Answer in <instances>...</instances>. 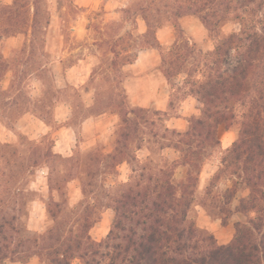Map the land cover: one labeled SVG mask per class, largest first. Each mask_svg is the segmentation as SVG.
Wrapping results in <instances>:
<instances>
[{"label": "rangeland", "instance_id": "374dc122", "mask_svg": "<svg viewBox=\"0 0 264 264\" xmlns=\"http://www.w3.org/2000/svg\"><path fill=\"white\" fill-rule=\"evenodd\" d=\"M26 4L20 20L27 16L29 26L16 37L0 40L5 69L0 72V228L14 217L16 229L5 233L12 237L8 253L1 249L5 236L0 234V264H48L28 244L19 246V239L50 232L56 236L57 230L67 233L83 211V202L97 207L91 218V238L104 240L115 220L105 196L117 195L133 176L132 169L139 175L146 163L167 164L177 181L184 179L187 169L179 164L180 153L166 147V138L174 129L185 130L187 119L200 115L202 108L191 94L186 74L171 79L163 74L162 58L177 40V31L164 16H156L164 24L160 48L140 51L145 0H42L34 37L30 28L33 0ZM179 26L182 41L191 47L189 52L193 50L187 64L192 71L198 63L196 54L212 51L215 42L192 15L182 18ZM233 29L239 31L240 26L230 24L224 30ZM50 101L55 103V120L46 125L39 111ZM126 115L133 123L121 125ZM123 131L130 133V153L136 162L107 169L88 198L78 179L68 182L63 196L54 192L52 206L58 205L61 212L53 219L48 213V179H58L70 168L58 155L67 159L93 150L113 153ZM219 138L221 147L202 169L200 192L217 172L225 150L237 140L238 126L221 125ZM229 186L231 182L223 178L218 192ZM247 194L240 191L237 200ZM215 214L199 205L193 212L198 228L210 233L217 244H229L236 224L247 219L235 214L224 224ZM71 264H82V260L75 258Z\"/></svg>", "mask_w": 264, "mask_h": 264}, {"label": "trees", "instance_id": "16d2710c", "mask_svg": "<svg viewBox=\"0 0 264 264\" xmlns=\"http://www.w3.org/2000/svg\"><path fill=\"white\" fill-rule=\"evenodd\" d=\"M26 1L0 3V40L16 37L29 26L27 16L20 20ZM41 1L33 0V37ZM141 11L148 29L141 48H160L156 32L164 24L156 16H164L176 29L177 40L162 58L163 74L167 79L186 74L191 94L202 106L200 115L187 119L185 130L174 129L166 138V147L180 153L179 164L187 169L186 177L177 181L167 164L146 163L139 175L132 169L133 176L119 193L105 196L115 220L101 242L89 234L97 207L83 202V211L67 233L57 230L56 236L50 232L49 236L19 239L18 245L28 244L48 264H71L75 258L82 264H264V0H145ZM189 15L201 22L215 42L212 51L196 54L198 63L192 71L187 64L193 50L189 52L191 47L182 41L179 26ZM230 24L240 26L239 31L227 33L224 29ZM4 70L0 58V72ZM54 104L50 101L39 111V119L47 125L54 121ZM130 123L128 115L121 117V125ZM221 125L227 129L237 125L238 138L225 150L217 172L200 192L202 169L221 147ZM130 141V133L123 131L113 153L93 150L67 159L58 155L70 168L58 179H48L49 215L54 219L61 212L58 205L52 206L54 192L63 196L68 182L78 179L88 198L107 169L135 163ZM223 178L231 186L219 193ZM240 191L248 194L237 200ZM197 205L216 212L224 224L235 214L247 220L236 224V235L229 244L219 245L210 233L198 228L193 216ZM14 220L1 225V235L16 232ZM99 220L100 216L94 223ZM2 241L1 249L7 252L12 237Z\"/></svg>", "mask_w": 264, "mask_h": 264}, {"label": "crops", "instance_id": "0c3cea01", "mask_svg": "<svg viewBox=\"0 0 264 264\" xmlns=\"http://www.w3.org/2000/svg\"><path fill=\"white\" fill-rule=\"evenodd\" d=\"M14 0H12L10 3H6V2H4L5 4H11L12 2H13ZM141 18H142V21H143V24H144V27H143V29H142V27H141V29L143 30V31H141V33H140V35H141V37H143L146 33H147V24H146V22H145V20L143 19V17L141 16ZM201 23V22H200ZM202 25V24H201ZM202 27L204 28V26L202 25ZM162 28L163 27H161V28H159L158 30H157V32H156V37H157V40H158V42H159V40L161 41V39H160V34H162L161 32H162ZM205 29V28H204ZM176 30V29H175ZM207 31V30H206ZM176 35H177V33H176ZM162 42V41H161ZM160 43V42H159ZM149 48H151V49H154V48H152V47H147V48H143V49H141L140 51H144L145 49H149ZM145 51H147V50H145ZM54 120H55V116H54ZM47 125V124H46Z\"/></svg>", "mask_w": 264, "mask_h": 264}]
</instances>
